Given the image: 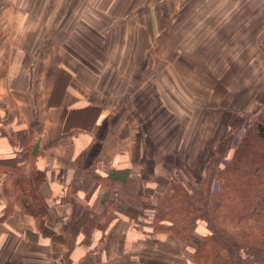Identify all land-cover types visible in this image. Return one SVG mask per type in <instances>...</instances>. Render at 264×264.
Listing matches in <instances>:
<instances>
[{
	"label": "crops",
	"instance_id": "1",
	"mask_svg": "<svg viewBox=\"0 0 264 264\" xmlns=\"http://www.w3.org/2000/svg\"><path fill=\"white\" fill-rule=\"evenodd\" d=\"M5 8L0 4V159L21 145L37 152L38 192L55 231L71 212L60 197L74 178L86 182L92 167L100 176L127 173L152 198L171 181L195 192L225 134L240 139L247 122L264 125V0H173L172 14L152 23L148 15L126 18L109 31L107 81L85 64L82 49L56 48L47 35L38 45V18L28 30L26 13ZM100 194L95 189L90 202ZM4 202L0 189V210ZM206 233L197 221L194 235ZM0 264L196 263L173 235L122 214L89 241L78 235L67 253L16 208L0 222Z\"/></svg>",
	"mask_w": 264,
	"mask_h": 264
},
{
	"label": "trees",
	"instance_id": "2",
	"mask_svg": "<svg viewBox=\"0 0 264 264\" xmlns=\"http://www.w3.org/2000/svg\"><path fill=\"white\" fill-rule=\"evenodd\" d=\"M18 148L14 156L0 159L5 201L0 222L19 208L32 217L42 238L62 244L68 253L78 235L89 241L95 231L103 234L122 214L139 226H149L152 233L173 235L196 264H264V125L259 122L246 126L223 167L218 168V159H209L195 192L171 181L152 198L138 193L127 173L100 176L92 167L85 172L86 182L74 178L60 197V203L70 204L71 212L58 231L49 227L48 206L38 192L44 177L32 165L37 152H28L23 145ZM95 189L101 194L91 203ZM110 190L113 199H108ZM197 221L206 224L207 233L201 237L194 235Z\"/></svg>",
	"mask_w": 264,
	"mask_h": 264
},
{
	"label": "rangeland",
	"instance_id": "3",
	"mask_svg": "<svg viewBox=\"0 0 264 264\" xmlns=\"http://www.w3.org/2000/svg\"><path fill=\"white\" fill-rule=\"evenodd\" d=\"M0 4L6 5V14L10 13V8H13L16 15L26 13L27 18L23 25L28 30L33 25V19L38 18V45L47 35L54 36L53 43L56 48L63 45L75 55L77 50L82 49L85 64L96 67V77L106 81L109 74L113 73V69L108 71L113 60L111 51L114 53L113 47L110 50L108 48L109 31L114 28L119 30L128 17L139 19L141 15H148L151 22L153 19L156 21L158 14L171 15L173 10V0H0ZM183 10L184 14L190 12L188 8ZM176 13H181L180 8H177ZM65 32L68 37H65ZM155 56H149L150 64L159 62L158 59L154 61ZM113 76L115 78V74ZM254 122L249 121L246 126L251 127ZM237 137L238 132L230 131L215 145L217 148L211 158L218 159V168L227 164L239 141Z\"/></svg>",
	"mask_w": 264,
	"mask_h": 264
},
{
	"label": "built area",
	"instance_id": "4",
	"mask_svg": "<svg viewBox=\"0 0 264 264\" xmlns=\"http://www.w3.org/2000/svg\"><path fill=\"white\" fill-rule=\"evenodd\" d=\"M224 165H225V164H224ZM224 165H223V166H224Z\"/></svg>",
	"mask_w": 264,
	"mask_h": 264
}]
</instances>
